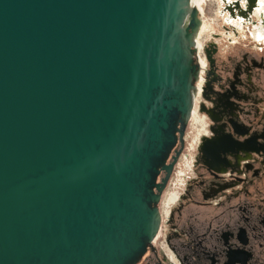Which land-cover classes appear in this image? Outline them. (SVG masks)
<instances>
[{
  "label": "water",
  "instance_id": "obj_1",
  "mask_svg": "<svg viewBox=\"0 0 264 264\" xmlns=\"http://www.w3.org/2000/svg\"><path fill=\"white\" fill-rule=\"evenodd\" d=\"M200 24L190 0H0V264L139 261Z\"/></svg>",
  "mask_w": 264,
  "mask_h": 264
},
{
  "label": "flooded vegetation",
  "instance_id": "obj_2",
  "mask_svg": "<svg viewBox=\"0 0 264 264\" xmlns=\"http://www.w3.org/2000/svg\"><path fill=\"white\" fill-rule=\"evenodd\" d=\"M199 52L202 83L171 153L160 226L135 264H264V46L213 39Z\"/></svg>",
  "mask_w": 264,
  "mask_h": 264
},
{
  "label": "rangeland",
  "instance_id": "obj_3",
  "mask_svg": "<svg viewBox=\"0 0 264 264\" xmlns=\"http://www.w3.org/2000/svg\"><path fill=\"white\" fill-rule=\"evenodd\" d=\"M223 5L224 3H222L221 0L206 1L204 5V18L202 19V21L205 20L206 28L199 34L197 40L201 44H204V47L209 40H217L222 49L231 47L236 40L238 44L246 43L248 45H254L255 47L264 46V39L257 36L259 34H257L255 28V25L260 23V19L256 16H252V19L245 23L243 28L235 32L229 24L225 22L224 13L220 14L221 9L224 8ZM227 11L228 10H226V12ZM184 162H186V160L183 158L181 164H184ZM184 168L181 167L180 169Z\"/></svg>",
  "mask_w": 264,
  "mask_h": 264
},
{
  "label": "bare ground",
  "instance_id": "obj_4",
  "mask_svg": "<svg viewBox=\"0 0 264 264\" xmlns=\"http://www.w3.org/2000/svg\"><path fill=\"white\" fill-rule=\"evenodd\" d=\"M205 1L207 0H190V7H196L198 9V13L201 19V24L195 34L194 37V44L196 47V59L199 64V72L200 78L197 80L196 87L202 83V74L204 71L203 66V56L200 54V42L197 40L200 33L205 25V20L202 21L204 18L203 14V7L205 5ZM224 3V8L221 9L220 14L224 13V19L227 24L233 29V31H237V29L233 28V21L239 19L241 20L243 26L245 23L252 19V16H256L260 19V23L255 25L260 32L264 33V0H221ZM251 8V9H250ZM226 10H228L226 12ZM243 28V27H242ZM196 88L194 90L193 96V104H194V97H195ZM192 114V113H191ZM191 117V115H190Z\"/></svg>",
  "mask_w": 264,
  "mask_h": 264
}]
</instances>
